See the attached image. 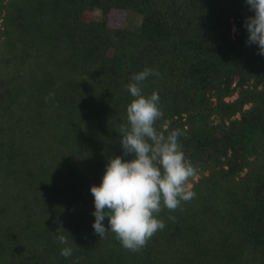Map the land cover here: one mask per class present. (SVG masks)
Wrapping results in <instances>:
<instances>
[{"label": "trees", "instance_id": "16d2710c", "mask_svg": "<svg viewBox=\"0 0 264 264\" xmlns=\"http://www.w3.org/2000/svg\"><path fill=\"white\" fill-rule=\"evenodd\" d=\"M130 12L135 30L111 26ZM251 15L244 0H0V264H264V56L246 43ZM145 67L159 73L143 82L160 96L155 126L181 130L196 195L162 207L165 227L131 251L94 231L90 186L123 154L125 86Z\"/></svg>", "mask_w": 264, "mask_h": 264}, {"label": "clouds", "instance_id": "9594fccd", "mask_svg": "<svg viewBox=\"0 0 264 264\" xmlns=\"http://www.w3.org/2000/svg\"><path fill=\"white\" fill-rule=\"evenodd\" d=\"M244 3L252 12L243 24L248 34L246 43L256 45L258 54L264 56V0ZM152 75L159 73L151 67L131 75L125 87L133 99L127 105V123L120 132L123 154L109 157L100 183L90 186L94 231L100 237L109 231L115 233L121 245L131 251H139L165 227V221L157 215L162 207L174 210L196 195L188 187L196 168L179 142L181 130L165 133L155 126L163 116L159 93L143 92V82ZM130 154L132 158L125 159ZM106 218L107 227L103 223ZM56 235L65 245L60 255L70 257L73 248L68 238Z\"/></svg>", "mask_w": 264, "mask_h": 264}, {"label": "rangeland", "instance_id": "374dc122", "mask_svg": "<svg viewBox=\"0 0 264 264\" xmlns=\"http://www.w3.org/2000/svg\"><path fill=\"white\" fill-rule=\"evenodd\" d=\"M92 17L95 19L101 18V12L100 11H94L92 13ZM111 26L115 27H126L131 30H135L141 22V17L139 15H136L135 13H128L123 15H112L109 17Z\"/></svg>", "mask_w": 264, "mask_h": 264}]
</instances>
